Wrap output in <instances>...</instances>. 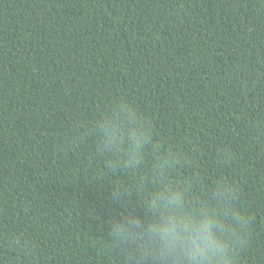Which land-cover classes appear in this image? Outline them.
Instances as JSON below:
<instances>
[{
    "label": "trees",
    "instance_id": "obj_1",
    "mask_svg": "<svg viewBox=\"0 0 264 264\" xmlns=\"http://www.w3.org/2000/svg\"><path fill=\"white\" fill-rule=\"evenodd\" d=\"M114 113L138 163L95 134ZM162 189L264 264V0H0V264H151L110 232Z\"/></svg>",
    "mask_w": 264,
    "mask_h": 264
},
{
    "label": "clouds",
    "instance_id": "obj_2",
    "mask_svg": "<svg viewBox=\"0 0 264 264\" xmlns=\"http://www.w3.org/2000/svg\"><path fill=\"white\" fill-rule=\"evenodd\" d=\"M102 148L124 152L138 163L147 132L130 113H114L101 120L95 129ZM151 219L144 223L132 218L114 221L110 232L112 245L131 240L145 241L142 257L151 264H234L231 241L242 238L241 217L214 206L193 208L179 190H159L149 205ZM235 225V227H234Z\"/></svg>",
    "mask_w": 264,
    "mask_h": 264
}]
</instances>
